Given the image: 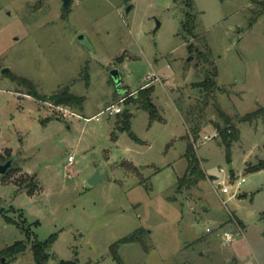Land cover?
Instances as JSON below:
<instances>
[{"label": "rangeland", "instance_id": "1", "mask_svg": "<svg viewBox=\"0 0 264 264\" xmlns=\"http://www.w3.org/2000/svg\"><path fill=\"white\" fill-rule=\"evenodd\" d=\"M13 77L42 96L69 88L83 110ZM206 80L215 86H195ZM148 88L162 121L138 104ZM261 108L264 0H73L65 13L61 0H0V162L15 158L0 174V264H35L32 244L52 234L46 264H118L111 246L137 230L123 264H264V170L247 172L264 160V115L240 122ZM219 110L240 130L230 159L220 136L203 138L224 126ZM189 141L202 176L177 193ZM96 171L106 175L89 185ZM16 241L26 250L4 257Z\"/></svg>", "mask_w": 264, "mask_h": 264}, {"label": "trees", "instance_id": "2", "mask_svg": "<svg viewBox=\"0 0 264 264\" xmlns=\"http://www.w3.org/2000/svg\"><path fill=\"white\" fill-rule=\"evenodd\" d=\"M187 9L190 10L192 5L190 3L186 2ZM186 20L184 23H182V30L183 32L188 35H192L193 31L195 29L194 19L192 18L191 12H186ZM216 76V73L213 75V77ZM13 80H17L18 83L24 87L27 90V94L32 96L33 98L37 100H49L52 101L55 104H63L67 106H71L73 108H76L79 111L83 110L85 98L76 96L73 93L70 92L69 88H63L58 91H56L53 94L42 96L40 95L34 84L29 81L26 78H20V77H13ZM88 80V78H87ZM197 87L207 88L210 90L212 87L215 86V83L213 80H206L203 82H199L195 84ZM153 91V88H148L140 91L139 94V101L138 104L146 110L150 115V121H162V117L158 113V109L152 102L151 93ZM219 117L223 120L224 126H221L220 123H216L215 128L217 130V133L221 137L222 143L225 146L227 158L230 159V150L232 143L235 141H238L240 136V130L239 128L231 122V119L228 115H226L221 110L218 111ZM264 115V108H261L257 111H254L252 113L246 114L243 117L240 118V122L243 123H252L254 120L259 119ZM130 114H124L121 121L123 124V129L127 130L130 134V136L137 142H140V140L131 132L130 130ZM185 158L187 161V168L184 173V175L178 179V185H177V193H181L183 189L190 188L197 184L198 178L202 176L201 171H199V160L196 158L194 154V146L191 141H189L186 152H185ZM2 160V159H0ZM124 165H128L130 168H132L133 171H137L138 169L130 164L129 162H124ZM13 169L9 170L11 172ZM264 170V160L259 161L256 165H252L250 167H247V172H258ZM8 172V173H9ZM7 173V174H8ZM6 175V174H5ZM145 184L144 181H141ZM264 215V213H263ZM8 222L15 223L14 221L8 219ZM143 230H137L130 236H127L116 243H114L111 248L110 252L112 254V257L118 264H123V261L121 260L119 254H118V248L123 243H130L135 241H141V234L143 233ZM57 239L56 234H52L46 241L39 242L35 241L32 244V252H33V258L35 261V264H46L47 260V254L46 251L48 248H50L54 242ZM27 248V243L25 241H16L11 246L5 248L1 253L6 258H15L18 254L23 253ZM59 264H77L70 261H59Z\"/></svg>", "mask_w": 264, "mask_h": 264}, {"label": "water", "instance_id": "3", "mask_svg": "<svg viewBox=\"0 0 264 264\" xmlns=\"http://www.w3.org/2000/svg\"><path fill=\"white\" fill-rule=\"evenodd\" d=\"M62 2V12L65 13L67 12L73 3V0H61ZM132 7H128L126 9V12H129L130 9ZM159 26V24H157V27ZM79 41H83L84 40V36L81 35L78 37ZM2 74L6 77L11 78L12 77V72L8 69V68H4L2 70ZM111 76L115 82L116 85H120L121 84V77L119 74V71L114 69L111 71ZM14 162H15V158L14 157H10L7 160H5L4 162H0V174H7L9 172V170L14 168ZM106 174L101 175L99 171H96V173L88 179V183L89 185H95L99 180H101L102 178L105 177ZM4 262V258H2L1 263L3 264Z\"/></svg>", "mask_w": 264, "mask_h": 264}, {"label": "built area", "instance_id": "4", "mask_svg": "<svg viewBox=\"0 0 264 264\" xmlns=\"http://www.w3.org/2000/svg\"><path fill=\"white\" fill-rule=\"evenodd\" d=\"M104 112H108L109 115H118V114H120L122 112V108L120 106H117V105H111V106L107 107ZM218 136H219V134L217 132H215L213 134V136H204L203 138L205 140H209V139H212V138H215V137H218ZM68 161L72 162L73 161V157L69 156L68 157ZM244 182H245L244 178H241V179L237 180L236 181V189L239 188V186L242 183H244ZM230 189L231 188H230L229 184L227 185L225 183H222V187H221V193L222 194H225V195L229 194L230 193ZM232 195H234V194H232ZM223 238H224L225 243L229 244L233 240V235L230 232L225 231L223 233Z\"/></svg>", "mask_w": 264, "mask_h": 264}]
</instances>
